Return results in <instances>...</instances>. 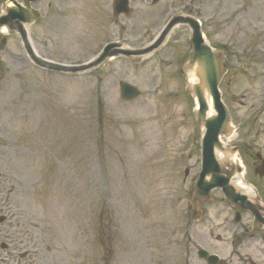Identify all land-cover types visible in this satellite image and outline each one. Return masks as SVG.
<instances>
[{
	"label": "rangeland",
	"instance_id": "obj_1",
	"mask_svg": "<svg viewBox=\"0 0 264 264\" xmlns=\"http://www.w3.org/2000/svg\"><path fill=\"white\" fill-rule=\"evenodd\" d=\"M112 2L33 4V46L45 59L77 65L109 42L147 46L173 16L197 18L208 44L227 54L220 90L235 131L227 145L239 149L249 182L256 155L264 158V0H131L129 18L116 17ZM4 38L0 264H202L199 248L258 263L260 247L233 239L251 219L234 223L220 192L188 225L202 137L181 71L188 28L177 27L139 64L117 58L76 76L36 68L15 34L0 33V46ZM121 82L140 95L123 100Z\"/></svg>",
	"mask_w": 264,
	"mask_h": 264
},
{
	"label": "water",
	"instance_id": "obj_2",
	"mask_svg": "<svg viewBox=\"0 0 264 264\" xmlns=\"http://www.w3.org/2000/svg\"><path fill=\"white\" fill-rule=\"evenodd\" d=\"M26 1V7L17 4L13 0L9 1V4L5 7L4 15L0 17V29L8 28L11 31H18L32 60L41 67L55 71L84 73L97 69L107 60L118 56L127 58L140 56L141 59L142 56L158 50L175 27L178 25L189 26L192 31L193 53L190 60L183 66V72L185 75H193L197 79L198 83L190 85L189 90L198 101L199 109L196 111V118L199 127L201 130H205L202 138V171L191 196V221L201 219L203 215L201 205L211 200V193L215 189H221L227 200L237 204L241 210L251 209L246 205L247 198L237 194L230 184L235 175L243 172L242 167L234 160L236 150L225 148L221 141L222 138H228L232 135L231 118L227 108L221 101V94L218 89L219 83L226 72V55L224 51L214 50L206 44L201 26L197 21L190 17L177 16L170 22L160 40L147 49L131 51L121 43H112L106 46L94 61L78 67H67L43 60L35 54L29 41L26 26H29L35 19L34 14L29 10L30 2L38 0ZM10 3L12 6H10ZM122 7H125V5L122 4ZM121 87L124 99L130 100L138 95L135 89L126 84H122ZM211 109L215 114L209 117L208 114ZM263 174L264 171L262 176ZM261 211L264 212L263 207H261ZM256 223L261 224L258 218ZM260 227L261 225L256 229H260ZM205 255L207 256V254Z\"/></svg>",
	"mask_w": 264,
	"mask_h": 264
},
{
	"label": "flooded vegetation",
	"instance_id": "obj_3",
	"mask_svg": "<svg viewBox=\"0 0 264 264\" xmlns=\"http://www.w3.org/2000/svg\"><path fill=\"white\" fill-rule=\"evenodd\" d=\"M233 211L235 212V210H233ZM248 216H250V215H248ZM251 220H252V218H251ZM242 221H243V217H242ZM245 231L248 232V229H245ZM245 239L246 238L240 239L239 240V243L240 244H246V245H249V246L251 244H260V245L264 244V236H261V235L260 236H257V237L251 236L248 242H245ZM261 249H262V251L260 252V255H257V258H258L259 263H255L253 261H250L249 262V258H246L245 260H248V262L245 263V264H264V247H262Z\"/></svg>",
	"mask_w": 264,
	"mask_h": 264
},
{
	"label": "bare ground",
	"instance_id": "obj_4",
	"mask_svg": "<svg viewBox=\"0 0 264 264\" xmlns=\"http://www.w3.org/2000/svg\"><path fill=\"white\" fill-rule=\"evenodd\" d=\"M4 34H7L8 32L5 30V29H3V31H2ZM189 83H191V84H195V83H197V80H196V78L192 75V76H189ZM214 114V112H213V110L211 109L210 110V112H209V116H211V115H213ZM231 140V139H230ZM230 140H228L227 142H226V145H227V143L228 142H230ZM234 160H236V158H234ZM243 190H244V192H246V193H248V194H250V195H253V189H250V188H243V187H241Z\"/></svg>",
	"mask_w": 264,
	"mask_h": 264
}]
</instances>
